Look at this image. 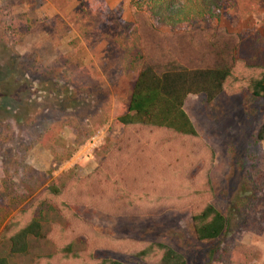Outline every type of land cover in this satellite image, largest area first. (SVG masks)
Wrapping results in <instances>:
<instances>
[{
	"label": "rangeland",
	"instance_id": "374dc122",
	"mask_svg": "<svg viewBox=\"0 0 264 264\" xmlns=\"http://www.w3.org/2000/svg\"><path fill=\"white\" fill-rule=\"evenodd\" d=\"M131 1L0 0V228L3 212L28 205L54 180L89 173L119 140L116 117L126 110L139 66ZM213 13L171 31L224 28L238 35L237 58L263 64L264 0H222ZM183 110L215 156L211 204L226 224L215 240L197 241L185 212L139 218L74 212L99 233L163 243L185 264H264V141L255 138L264 99L244 90L210 102L188 95ZM96 134L101 138L90 147ZM44 214L38 209L35 216ZM45 216L46 228L56 216ZM38 250L51 247L40 242ZM95 256L139 264L109 251Z\"/></svg>",
	"mask_w": 264,
	"mask_h": 264
},
{
	"label": "trees",
	"instance_id": "16d2710c",
	"mask_svg": "<svg viewBox=\"0 0 264 264\" xmlns=\"http://www.w3.org/2000/svg\"><path fill=\"white\" fill-rule=\"evenodd\" d=\"M221 1L129 3L139 66L128 114L115 121L121 126L120 138L89 173L54 180L28 205L11 215L3 212L0 264H122L97 258V251L128 256L139 264H185L163 243L95 231L73 207L112 218L156 217L188 209L197 241L215 240L225 230L223 216L211 204L214 152L195 131L183 104L188 95H203L210 102L219 93L230 97L243 90L253 99H264V63L237 58L238 35L224 28L171 31L190 21L214 18ZM255 138L264 141V119ZM38 209L56 216L47 220L46 228L41 224L45 214L35 216ZM40 242L51 251L38 253ZM23 257L28 258L22 263Z\"/></svg>",
	"mask_w": 264,
	"mask_h": 264
},
{
	"label": "crops",
	"instance_id": "0c3cea01",
	"mask_svg": "<svg viewBox=\"0 0 264 264\" xmlns=\"http://www.w3.org/2000/svg\"><path fill=\"white\" fill-rule=\"evenodd\" d=\"M126 114H128V112H127V110H125L124 112H122L120 115H118L117 117H116V119L117 118H119V117H122V116H124V115H126ZM117 127H119V129H120V133H121V126L119 125V124H117ZM116 143V142H115ZM113 146V145H112ZM111 146V147H112ZM165 212H177V213H179V212H185V213H188L189 214V210L188 209H185V210H181V211H165ZM165 212H163V213H165ZM13 214V213H12ZM11 215V214H10ZM189 217H190V214H189ZM3 225V224H2Z\"/></svg>",
	"mask_w": 264,
	"mask_h": 264
},
{
	"label": "built area",
	"instance_id": "2783aa9c",
	"mask_svg": "<svg viewBox=\"0 0 264 264\" xmlns=\"http://www.w3.org/2000/svg\"><path fill=\"white\" fill-rule=\"evenodd\" d=\"M101 136L100 134H96L93 137L90 138V140L88 141L90 147H95V145L99 142Z\"/></svg>",
	"mask_w": 264,
	"mask_h": 264
}]
</instances>
